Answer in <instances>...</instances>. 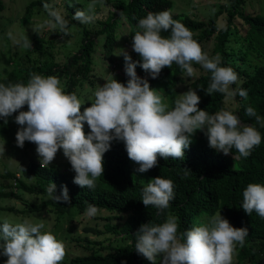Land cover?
Returning a JSON list of instances; mask_svg holds the SVG:
<instances>
[{
	"label": "trees",
	"instance_id": "trees-1",
	"mask_svg": "<svg viewBox=\"0 0 264 264\" xmlns=\"http://www.w3.org/2000/svg\"><path fill=\"white\" fill-rule=\"evenodd\" d=\"M5 3L0 0V18L5 12ZM43 3L49 4V0L30 1L24 8L20 22L30 23L35 11L40 10ZM97 3L111 5L115 12H110L105 21L91 28L73 20L75 11L81 10L78 4L68 5V15L71 16L69 27L76 25L80 37L77 39L75 51L69 52L65 61L60 60L59 49L55 53L54 40L45 39L35 31L32 34V48L23 51L11 50V54L6 58L9 66H3L0 60V83L26 84L33 73L57 76L67 93H76L85 103L81 108L83 111L91 106L93 93L99 86L95 83L96 54L101 48L105 59H111L117 46V30L124 22L128 25L125 42L131 47L128 54L134 62H139L136 67L137 75L148 79L153 89H157L162 80L167 78L163 90L170 108L174 107V101L178 99L177 88L185 82L183 76L186 72L173 63L171 68H163L159 76L153 79L140 67L142 58L132 49L133 36L137 31H141L138 21L145 18L149 12L168 10L173 19L179 20L191 30L193 39L201 47L213 39L212 57L219 55L220 66L230 67L238 74L237 83L231 85L230 89L242 87L248 91V98L245 100L239 95L233 97L237 104L234 111L242 125L254 126L260 132L261 143L252 149L247 158L240 157L235 149L225 155L211 148L205 131L198 130L192 137V143L184 150L183 159L169 157L165 160L158 157L157 166L140 173L136 171L139 165L128 158L124 143L114 140L110 150L103 155V175L96 179L95 188L92 189L81 188L73 182L76 173L62 150L59 152L63 161H52L43 167L40 160L36 159L30 160L24 170H13L5 165L1 167L0 164V197L24 201L21 208L8 207L4 211L18 213L16 217L23 215L22 219H31L34 214H46L58 223L75 214L86 218L88 204L97 206L98 213H106L104 218L97 215L93 217L104 221L102 230L98 224L85 230L88 233L103 235L106 243L99 239L87 238L83 246L86 253L69 260L64 259L61 264H151L135 249L136 233L141 224L159 225L171 215L177 218L178 234H181L204 225L202 219L209 220L220 212L233 227L248 229L249 234L245 238L244 246L237 245L235 251L237 264H264V218L255 211L248 215L242 209L243 191L247 185H264V126L257 123L255 116L246 115L245 111L246 108L252 107L256 114L264 119V15L247 13L243 7L245 0H230L228 6L221 7L208 21L173 13L172 0H97ZM226 11V24L219 28L218 18ZM238 18L248 26L244 36L237 26ZM2 31L0 27V33ZM161 35L168 37L170 32L162 31ZM203 70V74L189 82L188 89L195 90L200 96L199 109L214 114L225 108L227 96L219 92L212 95L206 93L211 82V73ZM127 79L124 75L117 78L125 84ZM85 86L90 88L84 91ZM85 93L89 97H83ZM15 115H18V112L7 118V121L0 119V136L3 137L0 154L5 148V142L12 151H16L7 141L17 125ZM84 131H90L86 123ZM23 148L25 149L21 156L25 157L26 151H35L36 145L25 141ZM63 164L65 171L61 168ZM158 176L171 180L174 185V199L170 201L169 207L162 211L151 205L145 206L141 200L147 183ZM50 183L56 185V195H60L66 186L69 202H56L51 199L46 191ZM4 220L5 216H0V226ZM162 257L161 254L157 264H161ZM0 260L5 262L7 257L0 255Z\"/></svg>",
	"mask_w": 264,
	"mask_h": 264
},
{
	"label": "clouds",
	"instance_id": "clouds-1",
	"mask_svg": "<svg viewBox=\"0 0 264 264\" xmlns=\"http://www.w3.org/2000/svg\"><path fill=\"white\" fill-rule=\"evenodd\" d=\"M97 0L87 5L94 11ZM50 19L47 26L64 35H70L69 21L61 12L43 3ZM94 19L85 11L77 9L73 20L88 24ZM133 36L132 49L142 58L140 67L157 78L163 68L175 63L192 77L193 63L211 73V82L206 93L226 94L247 100L248 91L242 87L230 90L238 81V74L230 67L221 65L219 55L209 57L201 45L193 39V33L182 22L173 19L170 11L149 12L138 21ZM163 32H170L164 37ZM11 36V34L9 33ZM14 44L23 49L32 48L24 35L14 39ZM122 55L125 62L126 84L109 73L106 82L93 93L91 106L81 111L85 103L76 93H67L57 76L31 74L28 82L5 85L0 83V119L6 120L14 113L19 125L15 140L18 147L25 141L36 145L35 151L41 167L49 165L59 150L76 173L74 183L81 188H95V181L103 175V155L110 150L114 140L122 141L128 158L139 165L137 172L144 173L157 166L158 157L167 160L183 159L184 150L192 143L195 133L205 131L209 146L228 155L235 149L240 157L247 158L262 140L260 132L250 125H242L238 116L228 110L209 114L198 108L200 97L189 88L174 101V107L163 102V97L153 89L148 79L137 75V63L127 51ZM27 106V110H21ZM246 115L255 116L264 126V119L252 107ZM85 123L90 129L84 131ZM23 169V168H22ZM24 170V169H23ZM174 185L161 176L151 179L142 192L145 206H154L162 211L174 199ZM56 185L50 183L48 196L58 201L69 202L65 186L60 195L55 194ZM242 209L248 215L255 211L264 218V185L250 183L243 191ZM98 213L94 204H88L85 215L89 218ZM177 218L169 215L159 225L141 224L136 233L135 249L151 264H233L237 245L243 247L248 236L247 228L233 227L220 212L208 222L178 234ZM43 222L29 219L11 223L4 220L0 226V255L6 256L5 264H61L65 245Z\"/></svg>",
	"mask_w": 264,
	"mask_h": 264
},
{
	"label": "rangeland",
	"instance_id": "rangeland-1",
	"mask_svg": "<svg viewBox=\"0 0 264 264\" xmlns=\"http://www.w3.org/2000/svg\"><path fill=\"white\" fill-rule=\"evenodd\" d=\"M6 3V9L5 12L2 14L0 18V27L3 29V31L0 33V60H2L3 66H9L6 63V58L11 54V50H26L20 47L19 45L14 44V39H20L21 36L26 35L29 40L32 42V34L35 31H38L42 37L49 40H54L55 42V53L59 49L60 50V60L65 61V58L69 52H73L76 49L77 45V39H79V32L78 27L76 25L71 26V32L70 35H64L62 33L58 32L57 30H52L51 28L44 26L43 28L39 27L40 25L44 24V21L47 19H50L47 15V12L43 9V6L40 10L35 11L32 20L30 23H22L20 22V19L23 15L24 8L26 5L32 1V0H4ZM173 1V13L175 14H186L194 19H198L201 21H208L215 13H217L221 7L228 6L230 3V0H172ZM92 0H49V5L57 9L61 12V14L64 16L66 20H71V16L68 15V5L71 4H78L79 8L82 11H85L86 14L91 15L94 17L92 22L86 24L88 27H97L99 26V22L105 21L108 16L110 15V12H115V8L113 6H107L103 3H97L94 11L89 12L87 9V5L91 3ZM247 13L250 14H263L264 15V0H245L244 6ZM226 16L227 11L224 12L222 15L218 18V26L219 28H222L226 24ZM123 21H125L123 19ZM237 26H239L241 35L244 36L248 30V26L243 23V21L238 18L237 20ZM128 32V25L124 22L121 23V26L117 30V46L114 49L111 59L106 60L105 57L102 54L101 48H99L100 51L96 54V64H95V74L96 79L95 83L97 85L102 86L106 81L104 79H107L109 76V73L114 75V78L117 79L120 77V75L125 74V62L122 55H119L122 50H125L129 53L131 50V47L129 44L125 42V37ZM11 34V36L9 35ZM65 46V47H64ZM213 47H214V40L212 39L211 42L206 43L202 46V49L204 52H206L209 57H212L213 55ZM193 68L195 69L194 75L192 77L187 76L185 74L183 76L185 82L178 86V96L179 98L180 94H183L184 92H187L188 84L193 79L198 78L201 74L204 73L203 68L201 65L193 63ZM167 83V78L163 79L161 84L156 89L158 93L163 97V102L168 104L170 107V103L167 99V97L164 94V85ZM89 86L84 87V91L89 89ZM231 90V89H230ZM90 96V92L88 93ZM87 93L83 94V97L87 98ZM200 97V96H199ZM237 107V104L235 103L233 97H227L226 105L223 110H228L232 112L234 115H237L235 113V109ZM24 111L27 110V106H25ZM19 125H16L13 129V132L10 134L8 141V144H10L11 148L16 151H12L7 143L5 142V148L3 150V147L1 148L3 151L0 154V164L1 167L4 165L7 166L10 169H16L22 168L28 166L29 161L32 159L39 160V157L36 153V151L32 149H28L26 151V155L21 156L22 153H24L25 148L18 147L15 140L16 132L19 129ZM3 140V137L0 136V144ZM8 146V147H7ZM9 151L15 153L11 154ZM63 161L60 155V152L58 151L53 163H58ZM61 168L63 171L66 170L64 164L61 165ZM19 172V171H18ZM1 186H0V192H1ZM24 205V201L22 200H14V199H7L0 197V216H5L6 220L9 221H23L22 219L24 216L20 215L21 217H16L18 213H13L9 211H4L5 208L8 207H14L15 209L21 208ZM3 214V215H2ZM104 218L106 216V213H98L97 217ZM222 216V215H221ZM44 215H38L34 214L31 216V219H29L33 223H39L43 222L45 224V229L42 231H51L58 240L62 241L65 245V251L66 255L64 259L69 260L70 258L74 256L81 255L83 253H86L83 246H85V239L89 238L91 240L99 239L102 243L105 242V237L103 235H96L93 233L86 232V228L98 224L99 228L102 230L104 221L95 219L93 217L89 218H81V216L75 214L73 217H67L62 222L58 223L56 220L51 217ZM203 223L206 224L208 222V219H202ZM106 243V242H105ZM163 258V257H162ZM63 259V260H64ZM0 264H5V262H2L0 260ZM233 264H237V255L234 254L233 257Z\"/></svg>",
	"mask_w": 264,
	"mask_h": 264
}]
</instances>
